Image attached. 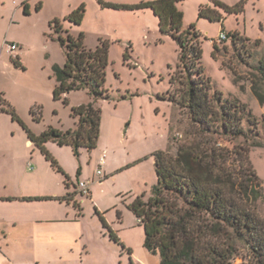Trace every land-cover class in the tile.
<instances>
[{
  "label": "rangeland",
  "instance_id": "374dc122",
  "mask_svg": "<svg viewBox=\"0 0 264 264\" xmlns=\"http://www.w3.org/2000/svg\"><path fill=\"white\" fill-rule=\"evenodd\" d=\"M103 1L136 6L154 0ZM82 5L86 8L83 22L76 25L67 21L66 17ZM178 7L184 14L183 28L194 25L202 34V63L213 89L226 98H238L247 104L259 121L253 134L258 133L254 139L263 145L251 147L249 157L264 185V103L253 94L251 70L238 60V48L230 38V34L238 32L252 42L261 40L264 44V0H184ZM202 8L210 16H221V20L202 17ZM55 19L61 20L64 29L73 36L83 33L87 49H96L100 40L109 43L106 88L111 99L96 103L102 112L97 148L82 149L80 157H76L68 146L47 143L48 151L61 168L64 170L65 166L72 173L68 175L64 170L73 188L78 185V179H96L105 146L123 160L125 157L127 163L157 151L170 150L176 154L179 145L191 140L189 132L193 127L188 116L163 98L171 89L179 46L171 36L160 32L159 20L151 9H114L103 7L98 0H0V95L6 101L4 104L0 99V167L5 176L18 179L29 162L35 169H52L41 150L29 144V132L41 135L50 127L62 131L74 129L77 121L72 116L73 107L93 101L86 91L72 92L60 100L54 98L55 68L66 63L65 48L51 27ZM222 31L228 39L219 43ZM8 44L18 46L15 54L6 51ZM215 44L219 47L217 58ZM250 47L252 50L253 46ZM10 110L22 123L13 119ZM236 143L246 145L241 139L222 140L220 145L232 148ZM150 179L148 176L144 180L137 168L130 167L108 177L102 186L95 184L98 193H112L119 201L118 207L103 216L123 244L121 234L129 240V231H117L116 225L123 222L118 214L125 211V228L134 222L138 227L127 204L143 194L150 197L156 183L155 172L152 174L154 185H150ZM259 212L264 217V200ZM136 229L144 233L142 227ZM144 240V237L134 239L135 261L131 258L129 264H161L160 255L149 252ZM119 249L123 255L120 254L118 264H125L127 252L121 246Z\"/></svg>",
  "mask_w": 264,
  "mask_h": 264
},
{
  "label": "trees",
  "instance_id": "16d2710c",
  "mask_svg": "<svg viewBox=\"0 0 264 264\" xmlns=\"http://www.w3.org/2000/svg\"><path fill=\"white\" fill-rule=\"evenodd\" d=\"M182 1L154 0L125 6L98 0L103 7L114 9H151L159 19L160 32L177 42L179 59L175 73L171 74V89L163 98L185 112L193 127L189 132L191 140L179 145L176 154L170 150L152 154L157 182L151 195L136 197L127 208L144 228V247L159 254L161 264H264V217L259 212L264 185L249 157L251 147L263 145L254 139L258 133L253 134L259 121L247 104L213 89L202 63V34L194 25L183 28L184 14L178 7ZM85 12L82 5L66 20L80 25ZM200 15L221 20V16H210L203 8ZM51 27L66 53L65 65L55 68L54 98L60 100L72 92L86 91L93 101L73 107L72 116L77 121L74 129L50 127L41 135L28 132L30 141L65 176L69 186V176L48 151L47 143L69 146L76 157H80L82 149L97 148L102 112L96 103L111 99L106 88L109 43L100 40L96 49L90 50L84 44L85 35L73 36L61 20L52 21ZM230 38L238 48V60L251 70L253 94L264 103L263 42H252L238 32L230 34ZM214 48L217 58L219 47L215 44ZM0 99L6 104L2 95ZM65 103L68 104L67 98ZM10 113L22 123L14 111ZM240 139L246 145H220L222 140ZM60 200L70 202L72 198ZM96 214L110 239L126 250L103 214L98 210ZM118 218L122 220L121 213ZM127 251L131 253L130 249Z\"/></svg>",
  "mask_w": 264,
  "mask_h": 264
},
{
  "label": "crops",
  "instance_id": "0c3cea01",
  "mask_svg": "<svg viewBox=\"0 0 264 264\" xmlns=\"http://www.w3.org/2000/svg\"><path fill=\"white\" fill-rule=\"evenodd\" d=\"M29 144L33 145L31 141ZM105 147L98 161V169L103 170L104 179L99 181L96 172V179H78V185L74 188L73 184L66 185L64 176L52 166L50 170L46 167L40 170L29 162L18 179L5 176L0 167V264L119 263L120 254L123 255L120 245L110 239L107 229L96 214V210L106 214L118 207L119 201L113 198L112 193H98L95 184L102 186L108 177L135 167L144 180L149 176L150 185H154L152 174H156L155 161L152 154H149L145 158L141 156L125 163V157L123 160L109 146ZM64 170L68 175L72 174L65 166ZM80 182L87 183L88 196L79 192ZM68 196L72 198L70 202L60 200ZM121 214L123 222L116 225V229L119 233L125 232V229L129 231V240L121 234L126 247V250H122L127 252L128 263L125 264H129L131 258L135 261L134 239H145V233L136 229L143 228L136 217L138 227L134 222L125 228V211Z\"/></svg>",
  "mask_w": 264,
  "mask_h": 264
},
{
  "label": "built area",
  "instance_id": "2783aa9c",
  "mask_svg": "<svg viewBox=\"0 0 264 264\" xmlns=\"http://www.w3.org/2000/svg\"><path fill=\"white\" fill-rule=\"evenodd\" d=\"M227 39H228V35L225 32L222 31L219 34L218 42L219 43H222V42L226 41ZM17 49H18V46L16 44H8L7 45V50L11 54H15V52L17 51ZM97 176L99 177V181H101V180L104 179V173H103V170L101 168H99L97 170ZM78 188H79V192L82 195H84V196H88L89 195V188L87 186V183L80 182Z\"/></svg>",
  "mask_w": 264,
  "mask_h": 264
}]
</instances>
